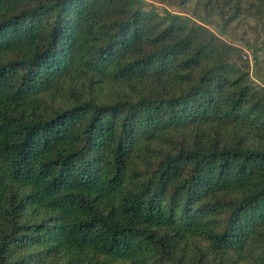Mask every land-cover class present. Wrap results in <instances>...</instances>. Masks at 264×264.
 <instances>
[{"label":"trees","instance_id":"1","mask_svg":"<svg viewBox=\"0 0 264 264\" xmlns=\"http://www.w3.org/2000/svg\"><path fill=\"white\" fill-rule=\"evenodd\" d=\"M158 1L0 0V264H264V0Z\"/></svg>","mask_w":264,"mask_h":264},{"label":"rangeland","instance_id":"2","mask_svg":"<svg viewBox=\"0 0 264 264\" xmlns=\"http://www.w3.org/2000/svg\"><path fill=\"white\" fill-rule=\"evenodd\" d=\"M147 1H152L160 5V7L165 6V4L160 3L161 1L158 0H147ZM170 7V6H169ZM171 10L182 12L183 14H188L187 10H183L182 8H177V7H170ZM187 9V8H186ZM191 15L192 13L189 12ZM216 26V27H215ZM210 26L212 31H214L216 34H220V36L227 42L232 43L238 47H240L243 50V59L245 60L248 58L250 60L251 58V52H245L246 47H245V42L247 40H254L256 38V32L255 28L257 27V24L254 21L250 22V25L247 27L240 24V23H235L228 25L226 27L223 26V23L220 20H217V25ZM221 28V29H220ZM222 30V33L219 31ZM247 34V36H246ZM245 38V39H244Z\"/></svg>","mask_w":264,"mask_h":264}]
</instances>
